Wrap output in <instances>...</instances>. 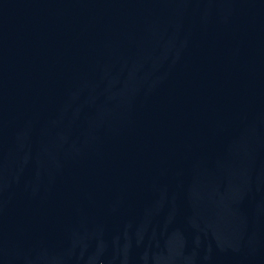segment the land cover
Wrapping results in <instances>:
<instances>
[{
	"label": "water",
	"instance_id": "obj_1",
	"mask_svg": "<svg viewBox=\"0 0 264 264\" xmlns=\"http://www.w3.org/2000/svg\"><path fill=\"white\" fill-rule=\"evenodd\" d=\"M0 264H264V0H0Z\"/></svg>",
	"mask_w": 264,
	"mask_h": 264
}]
</instances>
